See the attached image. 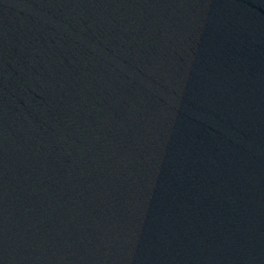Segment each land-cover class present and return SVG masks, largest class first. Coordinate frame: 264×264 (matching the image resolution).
<instances>
[{
	"label": "water",
	"instance_id": "1",
	"mask_svg": "<svg viewBox=\"0 0 264 264\" xmlns=\"http://www.w3.org/2000/svg\"><path fill=\"white\" fill-rule=\"evenodd\" d=\"M0 264H264V0H0Z\"/></svg>",
	"mask_w": 264,
	"mask_h": 264
}]
</instances>
